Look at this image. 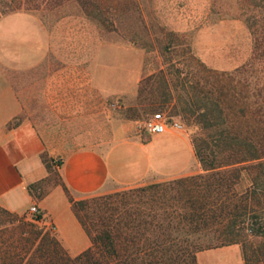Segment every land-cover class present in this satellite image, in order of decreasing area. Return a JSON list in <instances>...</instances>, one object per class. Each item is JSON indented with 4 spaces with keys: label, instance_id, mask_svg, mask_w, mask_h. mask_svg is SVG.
<instances>
[{
    "label": "rangeland",
    "instance_id": "rangeland-1",
    "mask_svg": "<svg viewBox=\"0 0 264 264\" xmlns=\"http://www.w3.org/2000/svg\"><path fill=\"white\" fill-rule=\"evenodd\" d=\"M19 2L20 8L0 14V92L3 96L13 92L20 103L19 113L8 125L27 119L47 145L42 159L47 160L48 153L54 158L52 166L47 161V175L31 183L34 195H42L56 183L62 186L55 164L63 153L82 145L106 151L128 139H143L150 134L139 128V122L154 111L164 115L166 128L187 135L193 153L194 140L202 155L207 154L209 143L221 149L222 157L223 146L212 145L211 137L230 128L227 112L235 111L239 100L250 104L244 107L248 119L257 104L264 111V0ZM240 68L253 71L256 77L234 82L229 75ZM217 100L219 109L211 105ZM247 123L239 116L233 126L242 135ZM194 156L188 169L162 179L82 195L68 193L74 199L113 195L141 184L208 173ZM247 164L235 165L241 177L232 186L235 193L248 181ZM232 167L216 170L220 174ZM261 169L264 187V162ZM231 194L214 192L216 197L237 199V194ZM245 201L251 207L237 219L242 243H233L239 248L243 244L252 260V250L264 240V234L260 235L264 232V194ZM87 204L77 205L81 216H93L97 208L92 201ZM21 220L55 235L50 224L29 219L28 207L21 214L0 210V264L21 242ZM257 227L260 231L255 234ZM196 236L195 256L202 250L201 264H211L218 257L215 249H208L217 247L215 241L209 234Z\"/></svg>",
    "mask_w": 264,
    "mask_h": 264
},
{
    "label": "trees",
    "instance_id": "trees-1",
    "mask_svg": "<svg viewBox=\"0 0 264 264\" xmlns=\"http://www.w3.org/2000/svg\"><path fill=\"white\" fill-rule=\"evenodd\" d=\"M20 7L19 0H0V14ZM159 74L166 86L164 72L160 70ZM246 76L255 78L256 74L240 68L235 69L229 78L239 82ZM213 78L216 80L215 75ZM211 105L219 109V100ZM227 106L229 109L232 107L230 104ZM244 107L249 108L250 104L239 100L237 109L227 112L226 120L232 123L230 128L211 137L212 145L223 146L224 157L219 156L221 149H215L209 143L206 144L207 154L202 155L197 143L192 141L194 153L208 173L177 176L133 186L113 195L79 199L72 198L62 184L76 218L89 237V245L70 255L55 235L45 232L42 226L36 227L21 220V242L13 255L6 253L2 264H178L184 260L185 264H197L195 251L199 249V236L196 235L209 234L215 241L214 246L242 243L237 219L249 205L245 198L264 194L261 182L264 162L263 105L257 104L256 109L250 112V119L246 117ZM204 108L205 105L202 106ZM239 116L250 122L242 135L233 126ZM244 161L248 162L245 166L251 171L247 173L248 181L243 189L235 193L232 186L241 180L235 165ZM225 165L233 167L218 174L216 169ZM30 187L31 183L28 189ZM220 190L237 194V199L233 201L226 195L224 198L216 197L214 192ZM90 201L97 207L92 210L93 216H81L77 205L83 208ZM0 210L9 212L1 206ZM36 217L40 218V212ZM259 231L258 227L254 229L255 234ZM240 250L243 264H264V240L261 247L251 249L252 260L243 244Z\"/></svg>",
    "mask_w": 264,
    "mask_h": 264
},
{
    "label": "crops",
    "instance_id": "crops-1",
    "mask_svg": "<svg viewBox=\"0 0 264 264\" xmlns=\"http://www.w3.org/2000/svg\"><path fill=\"white\" fill-rule=\"evenodd\" d=\"M0 206L18 214L30 204L39 209V222L51 225L56 238L74 255L89 245V237L76 218L68 197L56 183L42 195H34L28 184L44 178L49 164L41 154L47 149L44 139L27 119L8 125L20 111L13 92H0ZM195 161L192 145L180 129L167 127L143 139H128L106 151L82 145L60 156L55 167L62 184L75 195L95 192L102 188H119L175 175ZM53 164L51 163V166ZM215 249L218 257L211 264H243L238 244L230 243ZM205 250V249H204ZM196 252V262L201 264ZM215 252V253H216Z\"/></svg>",
    "mask_w": 264,
    "mask_h": 264
},
{
    "label": "built area",
    "instance_id": "built-area-1",
    "mask_svg": "<svg viewBox=\"0 0 264 264\" xmlns=\"http://www.w3.org/2000/svg\"><path fill=\"white\" fill-rule=\"evenodd\" d=\"M174 126H178L177 122L171 123ZM167 121L164 115L159 111L152 112L149 116L145 117L139 122V128L148 134L159 133L166 129ZM39 213V209L35 204L28 206V217L32 221H38L36 214Z\"/></svg>",
    "mask_w": 264,
    "mask_h": 264
}]
</instances>
